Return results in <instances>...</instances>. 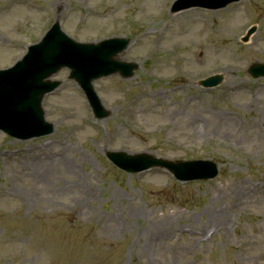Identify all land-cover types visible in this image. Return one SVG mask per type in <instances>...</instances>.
<instances>
[{
    "label": "rangeland",
    "instance_id": "rangeland-1",
    "mask_svg": "<svg viewBox=\"0 0 264 264\" xmlns=\"http://www.w3.org/2000/svg\"><path fill=\"white\" fill-rule=\"evenodd\" d=\"M26 1L0 0V68L58 20L82 42L129 37L119 58L138 69L93 82L105 120L62 70L42 103L53 134L0 132V264H264V78L246 73L264 64V0L177 14L175 0ZM212 74L219 86L198 85ZM107 151L211 160L219 171L188 184L161 169L127 175Z\"/></svg>",
    "mask_w": 264,
    "mask_h": 264
},
{
    "label": "water",
    "instance_id": "water-1",
    "mask_svg": "<svg viewBox=\"0 0 264 264\" xmlns=\"http://www.w3.org/2000/svg\"><path fill=\"white\" fill-rule=\"evenodd\" d=\"M194 5L213 8L211 2L208 0H196ZM223 5L224 2L216 6L218 7ZM59 41L63 43L65 42L64 40ZM127 44V40L113 39L103 41L97 46H83L77 47L76 49L63 47L66 50V56L58 59L54 63L47 64L28 58L24 63L22 62L23 64L20 63V69H15V77L20 83L18 88H23L22 93L17 100V104L15 105L16 109L26 111L27 114L31 116L33 124L42 126L41 113L38 109L39 100L43 93H46L54 88L50 84L43 83L42 81L44 78L50 76L51 73L55 72L60 67L66 66L71 69V77L77 80L87 94L90 95L89 84L93 79L102 75L113 73L116 69L118 70L125 67L127 68V72H130L133 68L132 65L117 64L113 61V57L118 52L122 51ZM44 56L49 60L56 59V56L51 54L50 48H47V51L44 52ZM26 63L31 64V69L27 73H24L23 70L26 67ZM3 81L7 80L3 79ZM207 84H214V82ZM93 105L94 108L97 109V104L94 101ZM26 125L29 126L28 123ZM1 126L4 127V125ZM6 129L8 132L14 130L12 129V126L7 125ZM144 166H141L140 168ZM211 168L213 169L214 167L211 166ZM175 169L179 168L175 167Z\"/></svg>",
    "mask_w": 264,
    "mask_h": 264
},
{
    "label": "bare ground",
    "instance_id": "bare-ground-1",
    "mask_svg": "<svg viewBox=\"0 0 264 264\" xmlns=\"http://www.w3.org/2000/svg\"><path fill=\"white\" fill-rule=\"evenodd\" d=\"M226 72H229V71H226ZM230 73V72H229ZM191 82H187V81H181L180 84L175 88V89H180L181 87H183L184 85H190ZM229 90L231 91H237V90H241L243 89V87L240 85V84H230L228 85L227 87ZM197 126V125H196ZM217 129V127H215ZM63 159V158H62ZM43 163V164H46V162L44 160H40L38 162H36V166L39 164V163ZM64 164L67 165L66 162H64ZM65 168L69 169V167L65 166ZM222 216V215H219V217ZM209 217L211 218H215V213L213 212H209Z\"/></svg>",
    "mask_w": 264,
    "mask_h": 264
}]
</instances>
